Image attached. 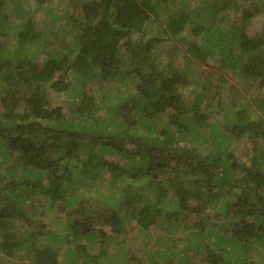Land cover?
I'll list each match as a JSON object with an SVG mask.
<instances>
[{
    "label": "trees",
    "instance_id": "obj_1",
    "mask_svg": "<svg viewBox=\"0 0 264 264\" xmlns=\"http://www.w3.org/2000/svg\"><path fill=\"white\" fill-rule=\"evenodd\" d=\"M61 1L39 31L48 0H0V264L22 251L60 264L42 237L68 244L72 264H102L92 244L125 237L126 223L180 234L144 264H264V96L212 125L203 95L182 94L214 59L264 88V22L249 32L264 0ZM165 42L182 64L158 58ZM55 93L73 96L67 110ZM247 133L259 142L240 163L229 141ZM30 199L61 207L62 232L34 218Z\"/></svg>",
    "mask_w": 264,
    "mask_h": 264
},
{
    "label": "rangeland",
    "instance_id": "obj_2",
    "mask_svg": "<svg viewBox=\"0 0 264 264\" xmlns=\"http://www.w3.org/2000/svg\"><path fill=\"white\" fill-rule=\"evenodd\" d=\"M27 3H30L32 0H20ZM200 1V0H199ZM198 0H194L195 3L199 2ZM246 1L252 2V0H241V3L245 4ZM259 1V0H255ZM65 1L61 0H52L46 3L41 11L36 14L35 21L38 24L39 31H45L49 27L47 25H53L51 22L52 14H56L59 12L62 13L67 9V4ZM193 5V3H191ZM190 4V6H191ZM52 11L50 12V10ZM229 13V21L240 19V13L234 12L233 9L228 11ZM264 22V16H259L255 18L251 24V28L249 30L250 34H259V30ZM225 23L223 26L229 25ZM52 27V26H51ZM65 43V40H64ZM179 46H184L183 42L177 43ZM173 42H165L159 46V56L158 58L167 63L170 60H174L178 64H182L184 62L183 55L181 53V49L176 50L173 53V57L171 56V51L174 48ZM216 59L211 60L209 65H203L198 69V73L204 74L207 78L201 79V85L196 88L192 87L188 90L182 92L185 98L188 100H193L197 93H201L203 97L206 99V103L203 104L204 107L210 105L208 108V116L209 122L212 125L216 121H223L227 112L232 111H241L242 107L240 105H235V101H239L247 106V104L252 102L258 97L264 96V88H260V86L255 83L253 80L243 79L241 76L237 75L234 72H229L228 69H223L221 64ZM39 63V62H38ZM200 75V74H199ZM224 76L225 80L222 83H218L219 77ZM96 92V88L93 89ZM218 93L222 95V97H218ZM52 98L54 100V106H60L63 108L69 107L72 103L73 96L70 94H52ZM212 102L210 103V101ZM220 100V101H219ZM249 102H245V101ZM256 107L257 104L253 103ZM247 116H252L253 109L247 107ZM101 119H106L105 112L100 113ZM213 128H208V133L211 132ZM258 139L252 133H247L246 135L240 138H232L229 141L230 148L234 156L238 159L240 163H248L249 160L255 155V147L258 144ZM0 161H2V157H0ZM10 165L19 161L18 156H13L7 159ZM6 169V168H5ZM4 170L0 169V175ZM5 175H9L10 172H4ZM85 192V191H84ZM88 194V191L85 192V195ZM40 202L35 199H30L27 202V209L32 213H35L34 218L42 224L49 225L50 228L57 232H62V224L64 223L65 214L62 212L60 206H56L53 210L52 207L41 208ZM196 222L198 219H192ZM126 236L112 237L108 236L109 239H104L101 235L98 240H95L92 246L94 247L92 254L97 258H100V262L102 264H144L140 262V260L150 261V253L149 249L151 247L155 249L159 248H167L170 244L178 239H180V234L170 235L163 228L159 226H155L149 231L142 232L135 226L133 223H126ZM104 232L107 234H111V229L109 227L102 228ZM68 244L64 245L61 243L53 242L49 240L47 237H42V241L38 242V247L41 250H47L56 254L57 260L60 264H72L69 260L67 254ZM173 250V249H172ZM262 251V249H260ZM27 256L28 253L26 251H22L14 257L10 258L9 264H32V261ZM137 258V259H136ZM150 258V259H149ZM140 259V260H139ZM78 264H87L86 260L83 258H79L77 260ZM91 264V262H89ZM88 263V264H89Z\"/></svg>",
    "mask_w": 264,
    "mask_h": 264
}]
</instances>
